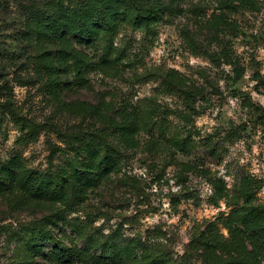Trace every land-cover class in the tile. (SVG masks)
I'll use <instances>...</instances> for the list:
<instances>
[{"label":"rangeland","instance_id":"obj_1","mask_svg":"<svg viewBox=\"0 0 264 264\" xmlns=\"http://www.w3.org/2000/svg\"><path fill=\"white\" fill-rule=\"evenodd\" d=\"M84 1L0 0V171L19 160L71 179L72 161L109 159L63 201L0 192V264H123L105 260L108 242L140 246L124 264H206V243L225 261L239 245L263 254L264 0H143L164 10L151 26L117 18L89 39L70 35ZM38 8L64 18L73 59L52 35L24 33ZM233 211L253 212V227ZM43 218L58 242L34 252L29 225ZM75 248L79 261L56 258Z\"/></svg>","mask_w":264,"mask_h":264},{"label":"trees","instance_id":"obj_2","mask_svg":"<svg viewBox=\"0 0 264 264\" xmlns=\"http://www.w3.org/2000/svg\"><path fill=\"white\" fill-rule=\"evenodd\" d=\"M87 0L80 3L77 6L75 20L71 21L70 28L72 34L77 38L89 39L92 37L94 32L98 29H114L115 19L122 18L124 22L129 24H135L137 26H151V24L156 21L158 14L164 13V10L160 8L158 3H153V9L151 12L149 8L145 5L143 0ZM143 1V3H142ZM150 2L149 0L146 2ZM38 12H34L33 15L29 16V21L27 26L29 31H24L25 34L28 32L48 33L54 38L62 41L63 48L58 51V59H73L76 51L74 50L71 40H66L65 31L69 30L68 24H65L64 18L61 16H55L52 13H48L49 9H36ZM66 13V12H65ZM34 27V29H32ZM43 31V32H42ZM60 56L59 54H63ZM66 53V54H65ZM40 63L47 71H52L56 69V55L54 51L45 47L39 56ZM172 81L175 80L173 74H171ZM166 88L175 89L172 87L170 81L166 82ZM85 108L89 109L90 105H84ZM101 149H104L103 147ZM93 160L96 164L91 167H78L73 166V161L70 163L71 171L74 170V175L69 178L66 172L61 171V173L48 171L45 174L36 171H29L21 161H16L4 166L0 171V192L4 189H11L14 186L23 191L28 198L31 200H37L42 202H59L66 199L68 195L69 186L72 183H76L77 186L87 187L90 186L94 181L93 170L96 167L106 168L109 165V159H102L99 157V152H92ZM99 159V162H98ZM18 169V171H17ZM61 174V175H59ZM231 216L237 217V220L244 221L248 229L253 227V223L256 220L253 218V212H246L240 214L238 211H233ZM260 220V216L256 217ZM232 221L228 222L230 225ZM50 222L48 218H43L38 220L29 226L30 231V244L33 246V251L38 252L44 243L58 242L55 238L54 233L49 227ZM262 237L264 244V229H262ZM229 242L223 245H228ZM92 247H95L91 243ZM206 250L203 254H200V258L206 264H264V253L259 254L256 251L247 249L244 246H237V256L232 259L225 261L223 258L214 252L211 243H206L203 245ZM102 247V255L106 259L114 258L116 261L122 260L123 264L125 262L137 261L140 246L135 243H128L122 249H118V246L112 242H108ZM192 247L190 246V250ZM30 250V248H29ZM82 257V251L78 249L74 250H64L57 252L56 258L61 260H71L79 261ZM95 262H99L100 258H93ZM125 260V261H124ZM148 264H170L167 259L162 260L160 258H148Z\"/></svg>","mask_w":264,"mask_h":264}]
</instances>
